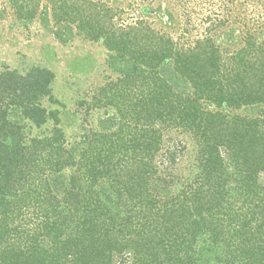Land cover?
<instances>
[{"label": "trees", "instance_id": "1", "mask_svg": "<svg viewBox=\"0 0 264 264\" xmlns=\"http://www.w3.org/2000/svg\"><path fill=\"white\" fill-rule=\"evenodd\" d=\"M202 1L218 8L200 20L198 0H177L189 28L175 40L143 20L115 26L119 11L104 3L51 0L56 23L77 24L130 67L101 92L119 116L84 137L77 160L57 127L25 144L26 119L38 128L60 123L58 110L41 105L46 97L57 103L55 74L39 66L0 73V264H115L124 255L132 264H264V111L225 112L264 105V41L255 30L264 0ZM10 3L19 20L31 21L40 1ZM197 22L203 35L185 43ZM225 30L228 47L217 38ZM168 64L185 89L161 76ZM166 129L197 143L188 177L158 174ZM170 158L175 164L177 155ZM205 241L216 253L211 263L200 250Z\"/></svg>", "mask_w": 264, "mask_h": 264}, {"label": "rangeland", "instance_id": "2", "mask_svg": "<svg viewBox=\"0 0 264 264\" xmlns=\"http://www.w3.org/2000/svg\"><path fill=\"white\" fill-rule=\"evenodd\" d=\"M39 1L35 18L31 21H21L12 10L10 0H0V73L6 69L23 73L39 66L55 74L51 86L57 103L50 102L46 97L41 100V105L48 110H58L60 123L56 126L50 121L38 128L26 119L22 123L25 126L23 130L26 137L25 144L30 145L32 138L52 137L57 127L62 132L63 148L75 150L77 160L79 158L77 153L86 146L84 137L94 132L105 131V128L111 125L108 121L119 116L114 106L104 104L105 99H102L101 92L109 84H115L120 80L123 77L121 70L130 66L125 63L126 61H119L118 56L109 51L102 40L91 41L84 32L80 31L77 24L56 23L51 0ZM91 1L104 3L119 11L112 21L115 26L135 24L137 20H143L155 31L172 36L175 40H178L184 28H189L184 7L177 0ZM198 2V5L195 3L193 6L196 7L195 12L200 13L198 15L200 20L208 17L213 13V9L218 8V5L212 4L214 7H210L209 3L202 0ZM143 7L148 9L145 14L141 12ZM243 21H239L234 26L235 35L238 37L241 30H246L243 28ZM246 22V28H251L254 24L249 20ZM197 24L199 26H196L191 36L187 34L189 40L185 39V43H191L195 38L203 35L204 25L200 22ZM255 28L260 40L264 41V19L256 24ZM225 31L219 32L217 38L220 37L224 46L228 47L231 43L228 42L227 30ZM170 71L174 73L173 64L164 66L161 76H169L173 85L184 88L183 84L175 82L178 81L173 78L175 73L172 74ZM190 92L192 93V90ZM203 107L208 111L220 110L209 101H203ZM263 111L264 105L225 110L230 117L237 115L249 118H260ZM14 116L15 114L12 113L10 118L17 121ZM196 144L194 138L166 129L163 134L162 149L154 160L159 176L167 178L172 174L182 178L188 177L194 165ZM184 146H187L186 150L182 149ZM174 154L177 155L176 163L171 164L170 156ZM226 161L232 171V161L228 159ZM63 174L68 178L72 174V168L66 169ZM155 179L157 180V176L154 177ZM261 182L264 184V173L261 175ZM62 194L59 195L60 198L63 197ZM205 239L209 238L205 237ZM209 244L205 241L200 245V250L206 256L205 259L211 263L215 260L216 253L213 254L214 251L210 250ZM127 256L116 257L115 264H120L122 260L124 264H132V260Z\"/></svg>", "mask_w": 264, "mask_h": 264}]
</instances>
